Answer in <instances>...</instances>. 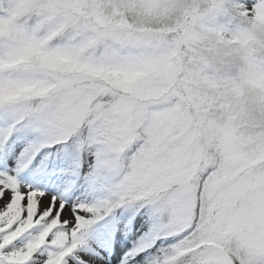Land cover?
<instances>
[{
    "label": "rangeland",
    "instance_id": "rangeland-1",
    "mask_svg": "<svg viewBox=\"0 0 264 264\" xmlns=\"http://www.w3.org/2000/svg\"><path fill=\"white\" fill-rule=\"evenodd\" d=\"M235 3L0 0V131L78 157L87 203L106 219L90 243L109 264H119L110 243L131 264H176L225 237L221 258L264 264V16L238 19ZM106 89L127 96L107 115L113 138L79 150L90 126L73 136ZM198 94L215 99L217 117L192 112ZM171 105L148 122L150 108ZM146 125L153 147L138 148ZM201 131L218 158L197 143ZM121 147L134 153L124 172ZM135 178L130 208L111 205L108 186Z\"/></svg>",
    "mask_w": 264,
    "mask_h": 264
},
{
    "label": "snow or ice",
    "instance_id": "snow-or-ice-1",
    "mask_svg": "<svg viewBox=\"0 0 264 264\" xmlns=\"http://www.w3.org/2000/svg\"><path fill=\"white\" fill-rule=\"evenodd\" d=\"M226 7L246 22L264 16V0ZM85 194L83 178L50 149L24 131H0V264H109L102 245L90 243L106 219Z\"/></svg>",
    "mask_w": 264,
    "mask_h": 264
},
{
    "label": "trees",
    "instance_id": "trees-1",
    "mask_svg": "<svg viewBox=\"0 0 264 264\" xmlns=\"http://www.w3.org/2000/svg\"><path fill=\"white\" fill-rule=\"evenodd\" d=\"M182 51H183L182 53L185 54V57L189 58L188 52L185 49H183ZM121 98L122 99L127 98V96L122 95V94H113L109 92V90L107 89L101 94H99L98 97L95 98L93 107L95 106L98 109L94 111L93 110L94 108H91L88 111L86 115V120L84 121L83 126H82V130L78 131L77 134L72 139L74 140L75 137L82 135V132L86 128V126H90L91 135H90L89 141L88 143H86V141L83 140L80 143L79 150H83L87 144H91L94 141H99L102 138H107V139L113 138V133L110 127V119L107 115H109L110 112L116 108V104ZM40 102H41L40 99H35L33 102V106L36 108L40 104ZM189 103H190V109L193 110L192 112H194L195 110L197 111L199 110L203 113H206L207 115L211 117H217V115L219 114L217 110L216 101L214 98H205L201 94H198L193 97L192 103L191 102ZM175 108L176 107H174L173 105H171L167 111H164L163 107L161 106L150 108L148 112V117H147L148 122H152L155 116L158 115L159 113L164 112V113L169 114L170 112L174 111ZM184 118H185L184 116H178L176 120V125H175L177 126L178 130L180 129L178 125L183 123L182 121ZM148 126L146 125L144 127L138 128L135 131V135L138 137L139 143H134V144L135 146H138V148H145V147L152 148L153 147L154 141L151 139V134H150ZM171 132L173 133L172 130ZM198 137H199L198 138L199 140L197 141V143L201 144L202 150H205L206 152H208V154H211L214 158H218V146H217L215 138L212 135H210L208 131H201ZM119 143H118V147H120ZM40 147L50 149L52 157L55 154H58L62 150L61 145H58V146L40 145ZM120 150L123 151L122 160H121V172H124L125 170L124 168L126 167L132 168L134 153L132 150L126 151L122 147ZM58 161L69 166L74 171L77 168V165L79 162L78 157L72 155L71 153L68 155L66 161H62L60 157L58 156ZM71 162L76 163V164H73L71 166L70 165ZM136 180L137 178L131 179L130 182L124 183L123 181H120L119 179L118 181L111 183L108 186V191H107L111 205L120 204L121 206L125 205V208L126 207L130 208L132 194L135 192L134 189L137 185L136 183L139 182ZM171 183L170 185H166L165 189L168 190L175 186V182L173 184ZM159 193H163V192L159 191ZM159 193H157L155 196H157ZM148 197H149L148 199H151L150 196ZM126 218H129V216ZM130 218H132V216ZM140 240H143V239H140ZM226 242L229 243L228 237L215 241V244L213 245L207 244L205 246L206 249L204 251H201V253H197V252L192 253L189 256L178 260L176 264H232L231 261L226 256H225L226 260L223 257L222 258L220 257L221 253L219 252H221V250H220V247L216 245L218 243L219 245L226 244Z\"/></svg>",
    "mask_w": 264,
    "mask_h": 264
},
{
    "label": "bare ground",
    "instance_id": "bare-ground-1",
    "mask_svg": "<svg viewBox=\"0 0 264 264\" xmlns=\"http://www.w3.org/2000/svg\"><path fill=\"white\" fill-rule=\"evenodd\" d=\"M87 198V197H86ZM114 245V243H112ZM110 243V248L114 251V258H116V260H118L119 264H131L130 262L128 263V260L130 259H126L125 257H123V255H121L122 257H120L121 251L123 250V248L119 245L117 247L113 248V245ZM127 261V262H126Z\"/></svg>",
    "mask_w": 264,
    "mask_h": 264
}]
</instances>
